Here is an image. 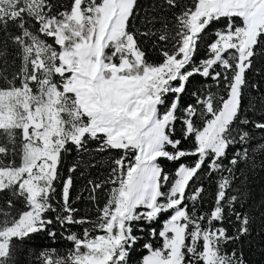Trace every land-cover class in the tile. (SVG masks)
Segmentation results:
<instances>
[{
  "label": "snow or ice",
  "instance_id": "6c2138e0",
  "mask_svg": "<svg viewBox=\"0 0 264 264\" xmlns=\"http://www.w3.org/2000/svg\"><path fill=\"white\" fill-rule=\"evenodd\" d=\"M137 6V0H71L54 14L49 0H0V25L7 30L12 23L19 29L9 39L22 60L9 87L0 88V157H15L19 151L21 158L18 166L0 159V192L23 198L26 209L0 223V264H16L14 240L41 232L55 239L54 225L67 233L73 250L63 257L44 249L36 264H128L139 239L133 234L135 222L151 224L169 211L158 232L162 247L144 244L148 255L141 264H244L242 253H226L223 246L249 234V215L236 210L240 196L229 191L238 163L255 165L254 154L250 157L245 147L236 150L228 165L223 160L229 146L249 139L248 131L240 130L238 139L231 132L240 119L246 74L264 40V0H162L154 8L173 11V20L160 17L164 27L153 42L159 63L147 60L138 40L157 33L129 30ZM221 18L226 24L215 30L206 58L197 63L202 34ZM194 75L211 78L217 92H193L195 105L181 109L182 94ZM251 88L258 90L259 84ZM197 115L202 126L194 120ZM177 123L181 138H174ZM240 123L264 130V122L245 118ZM90 140L98 141L96 152L122 153L111 161L106 180L88 182L93 201L97 189L112 185L95 220L78 217L73 207L76 164L62 181L59 206L51 202L62 153L71 144L89 154ZM183 140L191 141L188 148ZM188 157L196 158L191 165L181 162ZM162 159L178 164L174 175L164 170ZM214 173L219 174L214 205L198 214L203 180ZM197 182L200 186L193 190L191 184ZM232 217L239 225L235 236L224 226ZM87 224L92 227H85L82 236L69 232L70 226ZM150 234L155 236L156 229Z\"/></svg>",
  "mask_w": 264,
  "mask_h": 264
},
{
  "label": "trees",
  "instance_id": "16d2710c",
  "mask_svg": "<svg viewBox=\"0 0 264 264\" xmlns=\"http://www.w3.org/2000/svg\"><path fill=\"white\" fill-rule=\"evenodd\" d=\"M53 5L54 14L63 11L70 6L71 0H49ZM162 0H137L136 15L131 20L129 30L133 32H149L157 33L152 36H139V44L146 52V57L149 62L159 63L161 57L157 51L153 49V42L158 40V35L162 32L164 22L160 20L161 16H165L168 21L173 20V11L161 12L154 8V5H159ZM181 3L191 4V0H181ZM178 12L179 10H174ZM153 17L156 19L153 20ZM226 24V19L221 18L218 22H213L207 30L202 34L199 42V51L196 53L195 60L198 63L200 59L206 58L207 45L214 39V32L217 28H222ZM172 24L169 23V27ZM32 30L35 32L36 27ZM9 33L12 35L18 34L19 29L12 23H9L7 30L0 25V88L9 87L8 80H11L13 75L19 71L22 64L21 57L18 55L19 48L9 39ZM48 43L54 45L52 38L41 36ZM55 46V45H54ZM58 47V46H55ZM256 56L253 60V67L247 72L248 87L244 89L242 107L239 113L240 119L235 121L232 125L231 135L238 139V132L240 130L249 132V139L247 144L241 145L237 143L229 146L227 150V157L224 158L223 163L229 164V160L235 154L237 149L241 151L246 147L249 156L255 159V165L251 161L241 160L235 168V177L229 195H239L240 199L235 205L237 211L246 212L250 218V230L247 236L241 237L239 240L230 241L223 246V251L231 254L233 249L236 250L237 255L243 254L244 264H264V130L255 129L251 123L243 125L240 120L247 118L250 121L264 122V40L256 49ZM217 70H219L217 68ZM259 70V74L257 73ZM7 77V79H5ZM57 82H58V78ZM14 83L19 86V79ZM259 84L258 90H253L251 84ZM34 88V84L32 85ZM197 92L201 96H206L209 92H217V86L211 78H203L199 75H194L190 78L186 85V91L182 94L180 106L183 109L188 104L195 105V98L192 93ZM172 97H168V102H171ZM198 108L201 106L196 105ZM163 107L161 111H163ZM182 114V113H181ZM197 126H202L203 121L199 115L194 117ZM181 125L176 124V132L174 138H181ZM191 141L183 140L182 146L188 148ZM69 151H65L61 155V160L58 165L59 177L55 182V193L52 203L57 207L60 201V193L62 189V181L69 175V168L74 164L77 165L76 170L71 173L73 176V186L70 190L71 201L73 207L78 211V217H87L89 220H95L99 214V209H102L109 198L110 189L112 185H105L102 189H97L95 192V200L90 199L92 194L89 181L100 182L106 180L111 171V161L118 158L122 153L119 150H108L105 152H96L98 141L90 140L88 142L89 154L80 153L75 146L69 144L67 146ZM0 159H4L0 157ZM195 157L182 158L181 162L191 165ZM14 160L18 166L21 158L19 151L15 157L8 156L4 162ZM162 167L170 175H174L178 164L161 160ZM95 166H92V165ZM207 171L205 165V172ZM205 172L200 175L204 176ZM219 178L218 173L212 176L205 177L203 180V187L205 191L202 193V199L198 202V214L208 213L214 205V196L216 192V180ZM200 183L191 184V188L199 187ZM12 200V207H9L8 201ZM192 204L189 202V211ZM26 210L23 198L13 196L9 191L0 192V223L4 220H12L18 218L19 214ZM7 214V215H6ZM49 217H54L55 213L49 212ZM171 215V211L161 214L159 219L151 224L143 221L135 222L133 234L138 236L136 244L130 249L128 257V264H141L142 258L148 253V250L143 246L150 243L153 248H160L163 244L162 238L158 236L159 230L162 228L163 220ZM224 226L228 229L230 235H236V229L239 226L232 217V222L225 221ZM56 231L55 239L48 236L47 232H41L31 236L24 241L14 240V251L16 264H36V257L44 249H54L59 256L66 257L71 250H73V243L66 239L67 233L59 227L53 226ZM85 227H92L87 225H73L70 226L69 232H76L78 235L83 234ZM143 227V231H141ZM156 229V235L150 234V229ZM99 234L94 232L93 235ZM202 243V242H201Z\"/></svg>",
  "mask_w": 264,
  "mask_h": 264
},
{
  "label": "rangeland",
  "instance_id": "374dc122",
  "mask_svg": "<svg viewBox=\"0 0 264 264\" xmlns=\"http://www.w3.org/2000/svg\"><path fill=\"white\" fill-rule=\"evenodd\" d=\"M238 24L240 23V21H239V19L237 18V21H236ZM54 46V45H53ZM55 47V46H54ZM33 90L35 91L36 90V86H35V84H34V88H33ZM21 162V161H20ZM20 164V163H19ZM163 245V244H162ZM162 247V246H161ZM160 247V248H161ZM146 255H148V253L146 254Z\"/></svg>",
  "mask_w": 264,
  "mask_h": 264
}]
</instances>
